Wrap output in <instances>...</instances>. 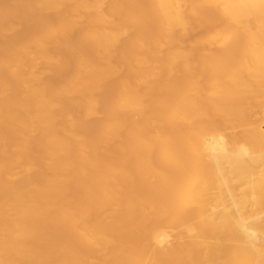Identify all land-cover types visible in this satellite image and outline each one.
<instances>
[{"label": "bare ground", "instance_id": "1", "mask_svg": "<svg viewBox=\"0 0 264 264\" xmlns=\"http://www.w3.org/2000/svg\"><path fill=\"white\" fill-rule=\"evenodd\" d=\"M102 2L35 0L33 4L35 9L46 15L51 16L67 6L73 13L89 18V25L82 34L89 47L81 54L92 53L98 60L94 64L80 61L68 83L58 87L44 84L42 80L45 78L41 80L33 67L41 64L39 69L43 66L41 69L45 70L61 66L63 53L60 54L61 59L54 57L56 54L51 56L49 48L66 47L65 40L71 38L70 33L79 22L69 15L67 18L70 19L64 18L67 22L59 29H50L46 36H36L0 61L2 76L13 79L18 89L13 95L6 86L8 83L0 84V123L6 127V141L0 145V154L10 159L13 166L3 179L5 184L27 180L24 187L7 192L0 205V264H4L9 255L22 256L23 241L33 233V223L59 209L68 196L77 161L97 168L100 158L96 144L99 142L110 146L111 153H114L115 139L123 128L111 120V115H142L156 90L152 81L156 74L164 73L162 85H165L170 72L176 71L183 76L188 73L191 53L183 49L181 37L188 31L190 19L200 20L208 26L212 13L220 20V29L191 44L192 49L199 45L206 49L203 52L205 61L195 71L199 85L185 93L172 109L167 103L158 102L159 121L152 125L143 119L133 126L129 133L133 139L128 148H135L138 145L135 137L152 126L155 135L147 142L146 149L163 146L158 155L161 167L156 169L146 161L142 170L148 178L158 173L163 179L159 190L172 193L161 213L169 218V231L175 234L170 235L162 228L155 230L150 235V248L162 250L174 237L184 246L183 242L187 240L191 244L188 249L202 254L215 252L217 247L225 249L227 255L222 264L229 261L232 264H264V127L259 126L261 122L258 126L253 123L262 117L264 124V0H146L133 12L125 7L117 8L118 16L114 12L117 19L104 13ZM141 13L156 14L160 39L153 43L152 48L143 38H134L130 34L137 26L143 31L152 28L150 21L140 22L136 15ZM12 27L7 29L12 32ZM130 40L135 42V46L128 52L121 44ZM215 48L219 52L212 54ZM162 49L163 54L160 52ZM64 66L61 69L66 70ZM122 69L125 72L158 71L150 74L151 77L138 74L134 80L127 77L118 79ZM40 72L43 74L44 71ZM112 79H118L117 88L114 98L110 102L106 99L107 106L103 99L106 106L104 115L99 112L103 106L101 98L104 97L100 92H104L103 86L110 84ZM179 86L191 87L185 77L181 78ZM63 99H73V104L82 111L87 122L97 118L99 113L104 116L99 136L88 139L80 136L81 128L73 115L66 117L65 126L61 124L62 117L66 116L62 115L63 107L60 105ZM168 116L176 126L183 128L180 141L164 134L166 123L163 119ZM225 130L231 131L226 139L223 136ZM33 142L35 144H31ZM39 148L45 152L46 167L44 175L35 179L37 162L32 154ZM108 164L113 162L108 160ZM183 164L186 175L175 182L171 172ZM130 168L129 164H121L119 171L125 172ZM103 181L113 179L104 176ZM237 181L242 182L243 187L237 186ZM104 198L112 206L97 209L95 216L113 233L117 228L119 211H123L120 216L124 218L131 206L123 192L107 189ZM238 198L248 203L246 208L249 207L250 211L246 208L242 211ZM229 200L233 201L232 206ZM150 209L151 206L145 210ZM72 225L75 240L87 245L86 260L89 264L111 263L107 256L110 249L122 260L127 259L117 237L103 233L92 223L80 219ZM191 250H183L182 253L171 249L167 264L194 263L200 254L198 256ZM150 253L138 264H158V256ZM52 259V255L45 258L47 261Z\"/></svg>", "mask_w": 264, "mask_h": 264}, {"label": "rangeland", "instance_id": "2", "mask_svg": "<svg viewBox=\"0 0 264 264\" xmlns=\"http://www.w3.org/2000/svg\"><path fill=\"white\" fill-rule=\"evenodd\" d=\"M85 1L89 2L92 0ZM145 1L146 0H103L101 7L103 8L105 14L114 16V18L117 19L116 16H118L119 13L117 8L125 7L130 12H133V10L140 6V4L145 3ZM33 4L35 5V0H0V61L6 59L11 54V51L13 52V50L15 51L27 45L36 36H46L50 29H59L64 22H67L64 18L68 20L71 16V19H75L79 22H76V27L70 33L71 38L69 37L67 40H65L66 47L64 49H61L60 47L57 48L55 46H52L53 48H49V53L51 56H54L56 54L54 57H60V59L64 56V60L61 59V66L58 68H56L55 66L44 68L45 70L41 69L43 68V66H41V70L39 69L41 64L35 65L33 67V70L36 73L38 72L40 77H42L40 78L41 80L45 78V81L42 80V82H45L44 84H50L58 87L70 81V79L72 78L71 76H73V74L75 73L77 65L80 61L85 60L94 64L97 62L96 60H98L97 57L92 53L86 54L84 56L83 54H81L84 49L89 47V43L82 37V34L85 31L84 28H86L87 24L89 25V18H85L80 14L73 13L72 9L67 6L63 7L65 12L64 10L60 9L59 11H57V13L55 12L53 13L54 15L51 14L50 16V14L46 15V13L35 9V6ZM196 9L199 8L196 7ZM114 12L116 16L114 15ZM31 15L33 18H31ZM48 15L50 17H47ZM64 15H66V17ZM67 15H69L68 18ZM136 16L139 18L140 22L150 21L152 23V28L149 31H143L141 27L137 26L132 29L130 34H133L134 38L136 36L143 38V40L149 44L150 48H152L153 43L159 41L160 39L159 28L156 21V14L147 15L146 13H141ZM191 20L194 24L191 23ZM208 21V26H205L200 20L190 19L189 29L185 34L182 35V37H185H181V41L183 42V49L188 50L191 53V64L188 73L183 76L181 73L176 71L170 72V74L167 76L168 81L165 85H162L164 73L156 74L152 79L153 84H155L156 90L152 94L151 98H149V106L142 115L136 113H131L123 117L115 113L111 115V120L117 123L119 126L121 124L123 128L118 132L117 138L115 139L116 141L114 143L116 146V150L114 151V153H111V148L109 149L110 146L107 145L108 147H106V144L104 142H102V144L99 142L98 144H96V146H98L96 147V149L99 148V150L97 149L99 151L97 153L99 154L100 158V165L97 168L89 167L84 161H77V164L73 170V179L68 196L62 201L59 209L42 217L38 221H35L33 223V233L28 239L23 241L24 253L22 254V256L18 257L9 255L6 258L4 264H89L86 260V256L88 254L87 245L82 242L76 241L74 238L72 223H74L77 219L92 223L93 226L98 227L103 233L111 234L117 237V239L120 241L122 245V253L123 255H126L127 259L124 258L122 260L120 256L115 254L113 249H110L107 252L109 262L111 260V263L109 264H138V262H141L144 259L145 255L149 254L150 252V254H152L153 252V254L158 256V264H167V256L171 252V249H174V252L191 250L188 249L191 247V244L187 242V240L183 242L185 243L184 246L180 242L175 241L174 237H171L169 239L170 242L166 243L162 247V250H153V247L150 248V235L154 233L155 230L162 228L170 235L175 234L174 232L172 233L171 231H169L171 221L161 213V211L166 208L167 199L172 193L159 190V187L163 183V179L161 176H159L158 173H155L152 177L148 178L144 175V171L142 170V166L146 161H149L150 164L156 169H159L161 167L158 155L162 151L163 146H156L152 150L146 149L147 142L150 141L155 135L154 126H152L147 132L135 137L138 141V145L135 148L129 149L128 144L133 139V136L129 134L131 128L140 123L141 120L146 119L150 123H152V125L159 121L161 112L156 107V104L158 102L163 101L169 105V108L172 109L179 103L181 97L185 93H188L192 89L197 88V86L199 85L200 81L195 79V71L197 68H199L201 62L205 61L203 52L206 49L205 46L202 45L196 46L195 49H192V45L196 42H200L209 34H212V32L216 31V29H220L221 27L220 20L213 13L211 15V19H209ZM10 23L13 27L10 25ZM17 24L18 26L16 28ZM8 26L12 27L11 31L13 33L9 31L10 29H7L9 28ZM203 27H205L206 30ZM18 28L20 29L18 30ZM15 29H17V31H15ZM203 29L205 31H203ZM208 29L209 31L207 32ZM6 30H8V32H6ZM3 31H5L4 34H2ZM177 37H179V35ZM121 46L126 51L130 52L131 50H133L135 42H133V40L123 41ZM163 49L160 51L162 54L164 53ZM218 52L219 49L215 48L212 50V54H217ZM60 54L62 55V57ZM65 57L67 59H65ZM95 57L96 59H94ZM64 64L67 67H65ZM62 65L64 66V68H66V70L61 69L63 68ZM36 68L39 71H37ZM46 69L48 70L46 71ZM57 70L59 72H57ZM63 70L66 71V73ZM40 71H44L43 74H41ZM157 71L158 70H142L139 72H125V70L122 69V72H120L118 75L119 78H117L120 79L122 77H127L131 80H134L137 78L138 74H141L142 76L148 75L149 77H151L150 74H155V72ZM1 72L2 70L0 68V84L8 83L6 86L14 95L18 90L16 89V83L13 82V79L5 76L4 74L2 76ZM44 74L48 76L45 77ZM184 77L191 85L190 89L179 86V81ZM118 79H115L116 82L113 81L114 79L109 80L111 81L110 84L106 82L108 86H106L107 84L104 85V92H100V95L102 93V95L104 96L103 98H101V105H103L104 107L100 106L99 112L103 113L104 115L106 112V109L104 108L108 105V102H110L115 96ZM60 81H63V83ZM11 84L13 86H11ZM111 84H113L114 86ZM103 99L106 103V106L104 105L105 103L103 102ZM106 99H108V102ZM1 100L2 99L0 98V102ZM65 100L63 99V101H61L63 104L65 103V105H62V103H60L61 108L63 107L62 115H66L64 116L65 118L67 116L73 115L74 119L75 117L78 119V121H76L77 119H75V121L81 128V132L79 131L80 136L85 139L95 138L97 137V135L99 136L100 126L104 116L100 115L99 113L98 116H96L97 118L89 120L88 122L90 125H87L88 122L85 121L84 117L82 116V111H80V109L75 104H73V99ZM65 118L62 117L61 119V121L64 119L61 122L62 125H64V123L66 124V122L68 121L67 118ZM163 120L166 123V133L163 132L165 136L167 138L177 139L180 141V138L183 135V128L181 126H176L169 116L164 118ZM86 122L87 124L83 125V123ZM260 122L262 123V125L260 124ZM81 123L83 127H81ZM253 123L257 126L260 124L259 126H262V128L264 127L262 117L255 119ZM0 124H3L0 125L1 145L6 141V127H4V123ZM230 132L231 131L228 130H225L223 132V136L225 137V139L226 137L228 138V136L230 137ZM31 144H35V142ZM179 148L182 147L179 146ZM32 156L37 162V169L33 176L35 179H39L45 173V152L40 148L35 149ZM108 160H111L113 164L109 165ZM11 163L12 161L10 159L4 158L0 154V205L4 199V195L7 192L18 190L24 187L27 183L26 179L17 180L10 184L4 183L3 177L9 174L13 169ZM121 164H129L131 168L128 171L120 172L119 166ZM186 171L187 170L186 168H184V164L181 165L180 168L173 169V171L171 172L173 180L175 182H178L186 175ZM104 176L111 177L113 181H103ZM241 183L242 182L237 181L236 185L242 186ZM107 189H110L114 192H123L128 205L131 206L129 214L124 218L121 217L122 215L120 216L121 212L123 211H119L117 217V228L113 233L109 232L107 225L95 216V211L97 209H109L112 206L111 203L104 200V193ZM241 200H239V202L242 211L246 209V211H250L249 207L246 208V205L248 203H244L243 200ZM229 201V203L231 204L229 205L232 206L233 201ZM150 206L152 207L150 211L145 210ZM191 252L198 256L200 254V258H197L192 264H204V262L222 264L223 262H225L224 259L227 255L225 249H221L219 247H217L215 252L209 251L206 254H202L194 250H191ZM48 255L54 256V259L49 261L45 260ZM227 264H232V262L229 261Z\"/></svg>", "mask_w": 264, "mask_h": 264}]
</instances>
